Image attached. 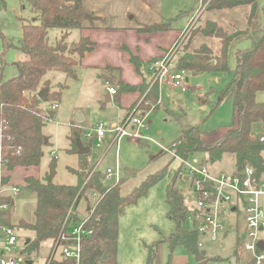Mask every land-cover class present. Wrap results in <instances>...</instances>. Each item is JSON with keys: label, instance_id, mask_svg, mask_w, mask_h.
<instances>
[{"label": "trees", "instance_id": "1", "mask_svg": "<svg viewBox=\"0 0 264 264\" xmlns=\"http://www.w3.org/2000/svg\"><path fill=\"white\" fill-rule=\"evenodd\" d=\"M20 1L23 7L28 6L31 16L28 19H21L22 45L17 49L20 59L15 63L18 73L15 77L4 80L0 70V155L7 173L16 167L39 166L43 155L42 148L48 143L47 137L41 133V128L53 117L54 110L45 109L37 94L40 90L46 89L47 103L54 104L60 101L67 84L53 83V80L45 79V76L48 72H61L67 80L77 79L80 60L86 52L92 50L94 43L87 38L70 42L68 36L73 30L94 28L93 23L99 18L85 11L83 0ZM259 1L264 2V0H204L202 2L206 12L240 6L249 7L246 26L243 30L227 34L218 25L206 22L204 28L198 27L195 34L188 39L187 46L194 35L201 33L215 39L219 45L218 53L215 54L206 45L179 53L173 65L174 71H186L192 75L227 72L228 51L233 39L245 36L250 45L236 51L232 79L221 95L222 98L225 96L232 98V124L225 129L221 137L211 142H205L197 128L184 132L172 144V152L186 160L193 153L203 152L207 155V159L203 161L205 164L207 160L214 162L222 155L230 154L234 156L235 174L252 167L256 176L261 178L264 175L262 168L264 143L258 142L251 136L253 130L264 121V103L256 101L257 93L264 89V24L259 29H251ZM86 15H90V18L86 19ZM262 15L264 19V6ZM171 24L172 21L153 24L140 28L139 31H168L171 29ZM50 30L62 32L52 44L48 42ZM155 60L142 62L137 56L130 55V63L142 78V83L138 87H133L123 84L120 80L117 81L115 95L117 102L122 93L138 92L144 115L149 112L150 106L154 109L159 107V87L157 83H151L155 72L150 67ZM106 70L114 72L110 68ZM106 79L115 80L110 76ZM128 116L129 113L124 119ZM80 135L81 129L73 127L68 136L70 140L68 152L78 155L77 167L68 169L77 176V184L53 183L56 172L55 158L50 161L44 180L31 176L23 179L24 186L36 198L35 219L33 223L19 221L14 227L33 233L31 239H26L28 243H24L22 249V252L28 255V259L32 253L39 250L43 242L52 241L53 244L61 235L83 222L84 230H92V233L82 240L80 264H116L119 218L124 215L128 206L136 204L140 198L146 196L148 191L167 174L165 169L159 174L151 175L130 193L122 195L120 188L123 179L115 186H107L102 174L97 173L90 165L87 154L78 153ZM1 181L4 185L8 184L9 176L2 175ZM174 183L173 176L165 194L168 218L175 225L174 231L165 240L169 250L166 264H171L172 255L177 247H182L193 258L195 264L221 261L217 256L208 257L203 248L198 246L200 235L194 228L187 230L184 227L189 208L188 195L175 188ZM93 194H97L98 199L89 206L88 195ZM81 199L87 204V215L83 220L79 219L76 213V206ZM5 203H9L12 207L13 199H6ZM1 218L4 225L13 227L10 224V208L2 213ZM161 242L145 246L146 264H157V248ZM234 255L239 259L237 247ZM49 264L75 263L63 260L55 263L50 261ZM237 264H241L239 260Z\"/></svg>", "mask_w": 264, "mask_h": 264}, {"label": "rangeland", "instance_id": "2", "mask_svg": "<svg viewBox=\"0 0 264 264\" xmlns=\"http://www.w3.org/2000/svg\"><path fill=\"white\" fill-rule=\"evenodd\" d=\"M83 1L86 10H97V13L103 18L101 24L105 26H116L129 20L135 22V20L140 18L148 23L156 21L157 24L172 21L173 28L179 27V24L186 20L182 11L192 14L194 12H191L192 8L195 7L194 0ZM200 1L202 3L204 0ZM263 4L262 1L257 4L251 22L252 30L259 29L263 24ZM196 5L200 6L197 2ZM246 7L239 8L241 11L246 12ZM3 8L5 7L3 6ZM5 11L6 9L2 11L3 13L0 16V70H2V77H7L9 69L14 68L13 63H10L11 57L13 53L18 51V46L15 44L19 41V31L22 32L20 30L22 28H20V25L17 27L16 23H18L20 18L28 19L31 16L28 6H22L18 11L10 10L8 14L4 13ZM195 17L193 18L194 21ZM194 21L185 30L183 38L179 40V44L163 55L166 63L172 69L170 75L177 72L173 70L176 56L179 53L191 51L187 43L188 39L195 34L198 28ZM61 33L60 30H50L48 32V42L50 44L54 43ZM79 37V31L73 30L69 34L68 40H78ZM244 42L249 43L247 38L233 39L228 51L229 70L227 72H207L198 75H192L189 72L184 73L183 77L187 80V85L189 86L187 91H175L170 84L165 83L164 79L162 80L163 82L159 80V107L154 109L153 106H150V110L145 116L139 110L141 109V103L139 104L140 100H138L129 110V115L138 110L135 115L145 116V128L140 130L142 138L135 140L131 137H122L117 147L112 144L110 138L113 137V134L110 133V130L113 129L111 125H121L125 120L126 110H123L119 102L114 99V96H112L110 102L106 101V94L108 93L106 88L110 84L105 83L102 79L98 80V73L95 71L79 72L78 81L67 80L61 72H48L46 74L45 79H51L53 83H66L67 89L63 91L60 101L54 104L43 103L46 107L56 105V108L54 116L46 121L41 128V133L47 137L48 143L42 148L43 155L39 166L35 167L39 172L40 180H44L48 172V165L55 158L56 172L53 183L57 185L77 184V176L68 170L69 168H76L78 163V155L68 152V149H70L68 136L73 127L81 129L79 145L89 149L87 158L97 173H101L103 176L107 169H114L115 165L118 166L123 179L120 188L122 195L130 193L147 177L159 174L162 170H167L166 176L154 185L146 196L140 198L136 204L128 206L124 215L120 217L118 222L116 264H146L147 254L145 246L159 241L162 242L157 248V264H166L169 250L165 240L175 228L174 223L168 218V207L165 203L166 188L170 186L174 176L175 188L182 191L185 195H190L193 192L191 179H187L184 174V167L172 155V144L184 132L193 128L198 129L205 142H211L219 138L224 130L232 124V98L226 96L222 98L221 95L232 79V71L236 63V51L245 48L243 47ZM7 56L9 63L6 66L5 59ZM7 67L8 69L5 71ZM256 101L264 103V89L257 93ZM76 115H82L83 119L76 121ZM98 125L106 133L105 138L101 141H98L95 132ZM131 127L132 123H129L126 130L130 131ZM262 131H264L262 123L253 130L254 133ZM206 159L207 155L205 153L196 152L190 155L187 161L196 160L202 162ZM206 165L214 175L220 173L235 174L234 156L230 154H224L219 160L214 162L207 160ZM128 171L133 172V174L127 176L126 173ZM3 172L4 168L0 165V175ZM21 175L20 171H14L12 175L10 174L11 181H19ZM103 181L107 186L113 185V181L110 179ZM14 186L19 190L18 194L10 196L9 192H5L1 200V203H5L6 199L14 200V205L10 207V224L14 227L20 220L33 223L35 219L34 210L36 208L35 195L17 182ZM88 199V205L92 206L95 203V199L92 198V195H88ZM262 202L264 206V198H262ZM86 205V201L81 199L76 206L77 216L81 220L86 218ZM187 205L191 207V203L187 202ZM8 210L9 208L5 211ZM231 223L233 224V222ZM184 227L187 230L193 228L189 214L186 216ZM243 227L244 224L240 221L239 229ZM15 228L19 242L15 247L13 258L18 261V264H26V261H31L32 264H49L52 253V241L43 242L39 250L32 253L30 259H28V255L23 253L22 249L26 239H31L33 233L29 230ZM238 237L243 240L245 233H239L235 227L233 231L225 236H219L215 240L200 237L199 242H201L206 255L208 257L217 256L221 258V261H213L209 264H237L238 260L242 264L243 261H246L248 255L239 253V259L234 255V250L238 245ZM262 237L264 238V232ZM60 252V249H58L55 259L53 258V263L63 261L58 255ZM179 254H186V251L182 247H177L173 255ZM189 264H195L192 257L189 259Z\"/></svg>", "mask_w": 264, "mask_h": 264}, {"label": "built area", "instance_id": "3", "mask_svg": "<svg viewBox=\"0 0 264 264\" xmlns=\"http://www.w3.org/2000/svg\"><path fill=\"white\" fill-rule=\"evenodd\" d=\"M200 9H204L201 1ZM193 21L194 19L191 20V23ZM194 22L196 23V20ZM186 29L181 32L178 40L169 51L179 44V40L183 38ZM151 69L155 72L152 84L157 83L159 86V80L163 82L164 79L165 83L170 84L177 90L182 92L188 90L187 80L183 77L186 71H177L170 75L172 69L166 63L165 57L156 60L151 65ZM107 91L112 96L117 93L116 89L110 86ZM140 103L141 101H139ZM55 108L56 105L50 107L51 110ZM137 111L129 115L121 125H114L113 129L110 130V133L113 134V137H110L112 144L116 147L122 137H131L135 140L142 138L140 130L145 128L146 115H135ZM129 123H132L130 131L126 130ZM262 125H264V121H262ZM95 132L98 141L106 136L100 125L96 127ZM251 136L258 142L264 143V131L252 132ZM172 155L184 167L187 179H191L193 184V192L188 195V203H191L188 214L191 216L193 228L200 237L215 240L219 236H225L231 232L235 226L239 233H245L243 240L238 237L237 245L238 255L239 253L248 255L247 260L243 261L242 264H264V246L261 249L258 245L260 242L264 243L262 237L264 232V206L262 203V198H264V175L258 178L252 167H247L238 174L220 173L214 175L203 161L188 162L186 159L179 158L173 152ZM0 165L4 168L1 155ZM262 168L264 169V162ZM103 176L104 180L110 179L113 181V185L110 186H115L122 180L117 165L114 169H107ZM1 177L2 173L0 175V264H18V261L13 258L15 247L19 242L17 230L15 227L6 226L2 223L1 213L10 208V205L9 203H1V200L5 192H9L10 196H16L19 190L14 186L4 185ZM92 198L96 201L97 194H93ZM240 221L244 224L242 229L238 228ZM83 224L81 222L76 227L71 228L52 244L49 262L53 261L58 249H60L61 252L58 255L62 260L80 264L82 240L92 233V230L85 231ZM198 246L202 247L201 242L198 243Z\"/></svg>", "mask_w": 264, "mask_h": 264}, {"label": "crops", "instance_id": "4", "mask_svg": "<svg viewBox=\"0 0 264 264\" xmlns=\"http://www.w3.org/2000/svg\"><path fill=\"white\" fill-rule=\"evenodd\" d=\"M0 1H1L0 2V16L3 13L2 11L5 9L6 11L4 13L8 14L10 13V10L18 11L19 8L20 9L22 8L20 0H0ZM196 2L198 5L200 4L199 0H194L195 7L192 8L191 12L194 11L192 14L190 12L182 11V14L183 16L185 15L184 17L186 18V20L183 23L179 24V27L173 28V24H171V29L168 31L143 32V31H139V29L145 26H151L152 22L148 23L138 18V20H135V22H132L131 20H129L128 22L124 24H120L116 26H105L101 24L103 18L97 13V10L95 11L89 10V9L86 10L84 1H83V6H84L85 11L87 13H93L99 18L94 21L93 23L94 28H85L79 31V36H80L79 39L87 38L91 42H93L94 45H93L92 50L89 52H86L84 56L82 57V59L80 60L78 73L95 71L98 73L97 75L98 80L102 79L105 83H109L110 87H113L116 90H117L116 88L117 81L119 80L125 85H129L133 87L140 86V84L142 83V78L139 76V74L136 72L133 65L130 63V55L132 54V55L137 56L138 59L142 62H148L153 59L159 60L161 57H163L165 52L169 51L174 46L181 32H183L184 29H186L189 26V24H191V20L196 16L198 9H200V6H197ZM2 4L5 8H3ZM240 7H245V6H240ZM246 8H247L246 12L241 11L239 7H236L233 9L213 10V11H207V12L204 11V9H200L198 15L195 17L196 25L197 27L204 28L206 22H212L218 25L219 27H221L227 34H232L236 30H243L245 28L247 13L249 11V8L248 7ZM132 17L135 18L134 16ZM16 24H17V27L20 25V28H21V25H22L21 18L18 19V23ZM153 24H157L156 21H154L152 25ZM158 24H161V23H158ZM263 24H264V19H263ZM20 30L22 31V29ZM239 37H236V40L246 38L245 36H239ZM21 38H22V32L19 31V41L15 44L18 46L17 48H19L22 45ZM73 41H77V40H72V42ZM201 45H206L215 54H217L219 51L218 43L212 38L208 36H204L201 33H198L192 37L188 47H189V50H194L200 47ZM249 45L250 43L247 44L244 42L243 47L247 48L249 47ZM19 59H20V54L18 53V51L16 53H13L10 63H13L14 68L9 69L10 71L7 77L3 76L4 80H8L17 75L18 71H17V68L15 70V67H16L15 63ZM5 61H6V66H7V64L9 63L8 56L6 57ZM0 66H1V62H0ZM107 68L112 69L114 72H110V75H109V72L106 70ZM7 69L8 67L5 69V71ZM78 73H77V79L73 81L79 80ZM108 75L110 77L115 78V80L111 81V80L106 79V77H109ZM174 90L177 91V89L175 88ZM107 95L109 96V99H110L109 101L107 99ZM140 97L141 96L139 95L138 92H126V93H122L119 96L118 102L122 106L123 110H126V114H127L129 113L128 111L130 110V108H132V106H134L137 103ZM115 98L116 97L114 95V99ZM111 100H112V95L107 93L106 101L110 102ZM139 100L141 101V99ZM159 100H160V86H159ZM47 108H50V107L45 106V109ZM111 127H114V124H112ZM16 170L20 171L22 175L19 181L12 182L10 174L12 175L13 172ZM2 175L9 176L8 184L10 186L16 185V182L24 186L23 179L27 176H31L33 178L39 179V172L35 167H30V168L16 167L13 171L8 172V173L5 171V168H4V172L2 173ZM12 204L14 205V200ZM20 221H25V220H20ZM27 223H30V222H27ZM238 228H239V225H238ZM117 245H118V242H117ZM190 258L191 256L187 253L173 255L171 259V264H189Z\"/></svg>", "mask_w": 264, "mask_h": 264}, {"label": "water", "instance_id": "5", "mask_svg": "<svg viewBox=\"0 0 264 264\" xmlns=\"http://www.w3.org/2000/svg\"><path fill=\"white\" fill-rule=\"evenodd\" d=\"M85 18L86 19H89L90 18V15H86ZM37 96H38L39 100L42 103H46L47 102V90L46 89L40 90L38 92ZM107 99H108V101L110 100L108 95H107ZM75 119H76V121H81L83 119V116L82 115H76L75 116ZM45 142H46V140H45ZM78 153L80 155H86V154L89 153V149L78 144ZM132 174H133V172H130V171H128L126 173L127 176H131ZM25 243L27 244L28 241H26ZM258 245L262 249L263 246H264V243L263 242H260ZM104 257H106V254H104ZM26 264H31V261H26Z\"/></svg>", "mask_w": 264, "mask_h": 264}]
</instances>
